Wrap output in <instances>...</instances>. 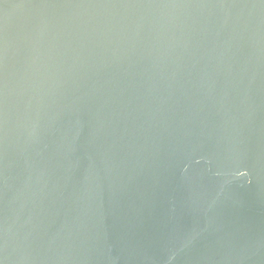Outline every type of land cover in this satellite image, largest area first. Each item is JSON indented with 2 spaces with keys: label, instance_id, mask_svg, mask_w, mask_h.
<instances>
[{
  "label": "water",
  "instance_id": "95a60500",
  "mask_svg": "<svg viewBox=\"0 0 264 264\" xmlns=\"http://www.w3.org/2000/svg\"><path fill=\"white\" fill-rule=\"evenodd\" d=\"M0 264H264V0H0Z\"/></svg>",
  "mask_w": 264,
  "mask_h": 264
}]
</instances>
